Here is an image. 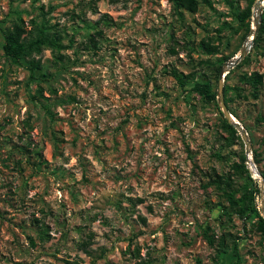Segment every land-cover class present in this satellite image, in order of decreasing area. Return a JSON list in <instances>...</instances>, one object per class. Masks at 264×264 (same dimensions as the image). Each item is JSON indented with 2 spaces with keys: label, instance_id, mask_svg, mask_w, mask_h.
I'll return each mask as SVG.
<instances>
[{
  "label": "rangeland",
  "instance_id": "rangeland-1",
  "mask_svg": "<svg viewBox=\"0 0 264 264\" xmlns=\"http://www.w3.org/2000/svg\"><path fill=\"white\" fill-rule=\"evenodd\" d=\"M208 1L191 13L171 0H0V264H136L134 250L154 264H235L231 251L216 257L203 236L206 226L217 239L232 234L241 264H264L257 218L223 214V205L232 208L211 182L215 171L232 176L242 195L246 175L232 164L247 153L246 144L229 143L218 102L192 90L194 80L211 77L218 91L220 58L231 56L223 65L240 53L264 3L259 12L255 1L246 35L237 17L246 0ZM16 12L28 28L47 20L65 32L67 70L57 71L51 49L36 56L45 66L38 75L56 73L41 81L47 99L34 98L38 82L4 56ZM87 23L102 30L98 49L84 47L87 33L96 31ZM202 39L219 53H207ZM247 55L250 62L226 72L224 86L249 93L239 75L264 74V43H252ZM172 68L194 80L182 86ZM230 97L249 129L251 156L254 148L264 152V84L257 99L235 91ZM246 163L258 180L264 216L259 168ZM84 240L90 253L79 244Z\"/></svg>",
  "mask_w": 264,
  "mask_h": 264
},
{
  "label": "trees",
  "instance_id": "trees-1",
  "mask_svg": "<svg viewBox=\"0 0 264 264\" xmlns=\"http://www.w3.org/2000/svg\"><path fill=\"white\" fill-rule=\"evenodd\" d=\"M174 7L178 10H185L191 13H195L200 8V0H171ZM208 1V0H206ZM247 5L237 13V17L241 22L242 26L246 28V35L251 32L250 19L252 16V8L256 0H246ZM209 2V1H208ZM16 18L11 23L10 27L6 30L4 34L3 42V51L4 56L7 59H15L20 62L28 71L29 79L37 81L39 86L37 89V94L34 95V98L39 97L47 99L43 93V85L41 81H48L49 79L44 78L45 75L54 76L56 73H44V77L37 74V70H45V66L41 58H37V55H40L45 49H51L53 53V63L55 64L57 71L67 70L66 55L62 52V49L66 47L63 43L65 37V32L63 29H60L47 20H42L41 22L33 21V26L28 28L20 12H16ZM262 22L259 28L258 34L255 38V44L264 43V7L262 13ZM107 21V20H105ZM89 28H95L93 24L87 23ZM102 35V30H96L95 33L88 32L87 40L83 42L84 47L87 49H98L100 48L97 36ZM74 41V37L70 38V44ZM201 45L209 54L219 53L218 45H215L211 39L206 40L202 39ZM173 50L175 48L173 47ZM231 56H224L220 58L218 65L216 66V75L215 79L218 78V74L221 68V65L224 61L230 59ZM250 55H247L244 59L237 64V67L242 66L250 62ZM171 73L178 80V82L185 86L191 80L192 74L184 73L183 71L178 70L177 68H172ZM240 82L249 85V93H244V88L239 85H225L224 86V100L230 111L237 116L236 112L230 106V92L235 91V94L243 99H248L252 97L254 99L259 98L261 88L264 84V74L259 71H253L251 73L243 72L239 75ZM192 90L201 94V96L207 102H215L217 104L218 92L216 91L212 78H205L203 81L194 80V85ZM41 104L46 109V111L52 115L51 106L49 103L41 101ZM221 127L228 133V142L236 143L239 142L243 145L242 136L239 133L238 129L230 123L223 115L221 111ZM259 120L264 122V116H259ZM246 129L249 131L248 127ZM37 157H40V163L47 162L43 159L41 151H33ZM264 152L256 148L253 149V160L258 166L259 171L264 176V170H262V165L264 162ZM247 155L243 152L240 161H236L232 164L236 174H245L247 179L248 188H246L242 195L237 197V189H235V180L232 176H225L217 173L216 171L211 175V182L215 183L217 187L222 190L224 196L229 202V206L232 208V212L228 211V207L223 205V214L231 218L232 214L238 215L241 218H257V221L254 223V226L261 231L264 235V216L261 214L259 208L257 207V196L260 194V187L257 179H254L252 173L247 166ZM132 202L134 199L129 198ZM137 201H143L142 198H138ZM140 219L143 222H146V217L139 215ZM40 233L42 237H46L49 233L45 228V224L41 225ZM90 233L89 237H91ZM229 236H232L231 233H223L218 239L216 235L211 232V227L206 226L203 228V236L207 239L208 243L216 248V257L221 259V256L228 254L230 251V256L235 261V264H241V255L239 252L238 244L236 240H233V245L230 246ZM81 248L85 249L86 252H91L88 248L89 241L84 240L79 243ZM138 252V253H136ZM133 254H137L138 258L136 264H154L151 259L142 258L139 255V251H132ZM90 264H97L96 261H91Z\"/></svg>",
  "mask_w": 264,
  "mask_h": 264
},
{
  "label": "water",
  "instance_id": "water-1",
  "mask_svg": "<svg viewBox=\"0 0 264 264\" xmlns=\"http://www.w3.org/2000/svg\"><path fill=\"white\" fill-rule=\"evenodd\" d=\"M264 3V0H259L258 2H256L255 4V9H257L259 12L262 11V6L261 4ZM255 27H253V32H252V36L250 37V39L246 42V45L242 48V50L240 51V53L238 55H236L232 60L225 62L222 67L220 68L219 71V88H218V104L219 107L221 109V111L224 114V117L230 122L232 123L239 131V133L242 136V139L244 140L245 144H246V154H247V162L251 164L252 167H255L256 164L253 160V157L251 156V152H252V144H251V140L249 137V133L248 130L246 129V127L241 123V121L230 111L229 107L227 106V104L225 103L224 100V81H225V76H226V72L230 69V67H234L237 63H239L242 59H244L248 53V50L251 48L252 43L255 42V38L258 34L259 28L261 26V12L260 13H256L255 14ZM257 174L261 177V181L264 184V176L261 172L257 171Z\"/></svg>",
  "mask_w": 264,
  "mask_h": 264
},
{
  "label": "bare ground",
  "instance_id": "bare-ground-1",
  "mask_svg": "<svg viewBox=\"0 0 264 264\" xmlns=\"http://www.w3.org/2000/svg\"><path fill=\"white\" fill-rule=\"evenodd\" d=\"M255 171V173H256V170H254Z\"/></svg>",
  "mask_w": 264,
  "mask_h": 264
}]
</instances>
